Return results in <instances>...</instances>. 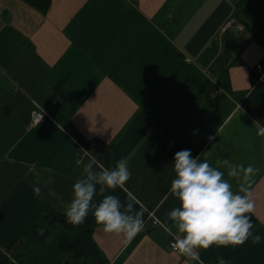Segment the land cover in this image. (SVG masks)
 Listing matches in <instances>:
<instances>
[{"label": "crops", "instance_id": "1", "mask_svg": "<svg viewBox=\"0 0 264 264\" xmlns=\"http://www.w3.org/2000/svg\"><path fill=\"white\" fill-rule=\"evenodd\" d=\"M49 1L40 11L25 0H0V250L14 264H96L72 260L31 233L42 215L63 213L47 190L35 197L38 176L54 177L52 187L68 202L88 162L81 147L108 168L127 158L129 180L105 194L132 202L145 222L128 240L104 232L89 212L99 261L198 264L172 251L146 216L176 231L166 217L179 206L170 194L172 163L177 151L190 149L213 165L228 159L260 169L250 215L261 243L213 244L197 249L199 259L264 264V136L241 107L264 61V0L245 16L242 0ZM35 107L47 118L29 127Z\"/></svg>", "mask_w": 264, "mask_h": 264}, {"label": "clouds", "instance_id": "2", "mask_svg": "<svg viewBox=\"0 0 264 264\" xmlns=\"http://www.w3.org/2000/svg\"><path fill=\"white\" fill-rule=\"evenodd\" d=\"M257 123L258 135L264 136V125ZM209 142L215 136L208 137ZM88 162L83 174L72 186V198L64 202L63 196L52 187L54 177H39L33 186L36 198L43 199L45 190L61 204L66 222L74 226L84 224L89 212L106 233H123L128 240L144 230L143 213L133 211V203L122 204L118 196L105 194L122 188L130 178L127 158H121L112 168L105 167L91 152L81 150ZM193 157L190 149L174 154L170 194L179 206L166 213L175 232L167 225L162 226L173 237L172 248L191 260L203 264L197 249L211 245H242L249 238L254 244L261 243V236L253 233L251 215L255 204L251 198L253 177L260 171L249 164H234L228 159L217 160L213 165L207 158ZM95 166V168H94ZM222 168L227 169V178ZM98 169V170H97ZM238 182L233 189L231 180ZM102 196L99 203L94 197ZM220 264H225L221 261Z\"/></svg>", "mask_w": 264, "mask_h": 264}, {"label": "trees", "instance_id": "3", "mask_svg": "<svg viewBox=\"0 0 264 264\" xmlns=\"http://www.w3.org/2000/svg\"><path fill=\"white\" fill-rule=\"evenodd\" d=\"M31 6L40 11H45L49 7V0H25ZM256 0H242L240 9L241 16H245L248 10L255 4ZM264 66V61L261 63ZM223 84V83H222ZM227 90V84H223ZM241 107L260 125H264V81L258 82V75L252 76V90L247 94L241 103ZM72 135L84 143L78 135L73 132ZM31 233L45 246L49 241H53L56 246L62 250L70 259H89L96 264H102L99 261V252L93 245L91 234L92 227L84 222L79 226H74L66 222L64 214L50 212L40 217V220L31 228ZM264 249V241L262 242ZM0 264H14L9 259L8 253L0 250Z\"/></svg>", "mask_w": 264, "mask_h": 264}, {"label": "built area", "instance_id": "4", "mask_svg": "<svg viewBox=\"0 0 264 264\" xmlns=\"http://www.w3.org/2000/svg\"><path fill=\"white\" fill-rule=\"evenodd\" d=\"M240 29L242 27H239ZM255 71L258 75V82L264 81V66L262 64H257L255 66ZM61 101L55 100L54 103H60ZM45 118H47V114L40 108V107H35V109L31 112L30 116V122H29V127H33L40 122H42ZM66 133H70V129H66ZM81 150H84L80 147ZM85 151V150H84ZM147 220L150 221L151 225L153 227H159L164 233H166L168 237V246L172 251H177L172 248V243H174L173 237L168 234V232L165 230V228L162 226V224L154 217L153 213L147 212L146 213Z\"/></svg>", "mask_w": 264, "mask_h": 264}]
</instances>
